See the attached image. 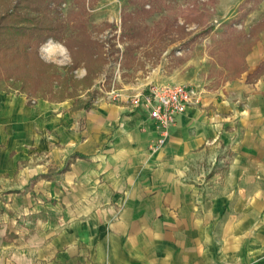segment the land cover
Returning a JSON list of instances; mask_svg holds the SVG:
<instances>
[{"label":"crops","instance_id":"obj_1","mask_svg":"<svg viewBox=\"0 0 264 264\" xmlns=\"http://www.w3.org/2000/svg\"><path fill=\"white\" fill-rule=\"evenodd\" d=\"M245 61L214 92L152 76L199 93L156 151L145 85L77 109L0 81V264H263L264 31Z\"/></svg>","mask_w":264,"mask_h":264},{"label":"rangeland","instance_id":"obj_2","mask_svg":"<svg viewBox=\"0 0 264 264\" xmlns=\"http://www.w3.org/2000/svg\"><path fill=\"white\" fill-rule=\"evenodd\" d=\"M16 1L8 0L7 4L11 6ZM82 5L88 9V15L84 16L87 30L92 39L102 43L105 58L90 86H77V98L92 103L97 96H106L112 84L119 89L127 84L142 87L152 82L156 72L169 75L188 71L198 82H203L205 91L214 92L240 77L236 74L234 58L246 55L249 45L264 31V22L257 24L264 21V0H160L159 7L150 16L135 19L147 26L143 32L147 39L138 44L127 61L126 47L137 43L124 35L120 16L124 9L134 11L138 5L129 0H64L59 8L60 19L66 24L65 34L73 30L70 15ZM3 11L0 4V13ZM240 34L243 36L239 37ZM194 37L191 43L186 42ZM49 48L56 51L47 59L43 52ZM38 53L46 63L55 64L60 77L69 75L78 80L86 73L82 64L70 69L71 52L62 42L51 38L39 46ZM195 85L192 86L195 88Z\"/></svg>","mask_w":264,"mask_h":264},{"label":"trees","instance_id":"obj_3","mask_svg":"<svg viewBox=\"0 0 264 264\" xmlns=\"http://www.w3.org/2000/svg\"><path fill=\"white\" fill-rule=\"evenodd\" d=\"M63 1L17 0L10 6L7 4L8 0H0L4 10L0 13V81L5 84L6 93L24 95L29 102L38 97L61 100L73 97L76 98L73 108H88L92 106V102L77 98V86L80 84L90 86L93 75L100 69L99 65L105 61L103 45L98 40L92 39L87 30L84 16L88 15V9L84 5L79 11L70 15L73 30L65 34L66 24L60 19L59 8ZM129 2L138 5V8L134 11L126 9L121 11L122 31L124 35L136 40L134 42L137 45L130 44L126 47L124 57L127 61L133 56L138 44L147 39L143 33L147 30V26L139 24L135 19L137 17L145 19L150 16L159 7L160 0H129ZM263 22L258 21L257 24L261 25ZM257 24L250 29L249 36L253 34L252 31L258 26ZM241 36L243 35L240 34L239 37ZM51 38L62 42L71 52V70L79 68L81 64L85 66L86 73L82 79L74 80L69 75L60 77L55 64L42 60L38 48ZM194 40L195 37L186 42L191 43ZM249 46L248 50L251 49L252 44ZM234 61L237 66L236 74L239 77L246 69L245 53L238 58L235 57ZM262 66L260 64L254 71L255 76L259 75ZM55 84L58 86L55 87ZM92 97L96 96L92 95Z\"/></svg>","mask_w":264,"mask_h":264},{"label":"built area","instance_id":"obj_4","mask_svg":"<svg viewBox=\"0 0 264 264\" xmlns=\"http://www.w3.org/2000/svg\"><path fill=\"white\" fill-rule=\"evenodd\" d=\"M105 95L111 101L117 100L122 96L121 89L112 84ZM198 97L199 93L190 85L162 82H149L141 92L129 96L133 106H144L148 110L149 121L156 128L157 139L149 146L151 151H156L164 145L172 121L184 113L188 105L197 103Z\"/></svg>","mask_w":264,"mask_h":264}]
</instances>
